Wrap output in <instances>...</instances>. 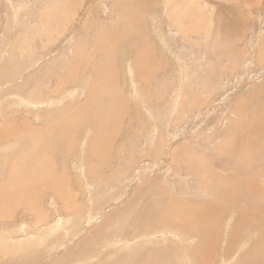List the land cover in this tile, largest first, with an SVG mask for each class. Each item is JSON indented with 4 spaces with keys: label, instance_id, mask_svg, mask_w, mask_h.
Masks as SVG:
<instances>
[{
    "label": "rangeland",
    "instance_id": "rangeland-1",
    "mask_svg": "<svg viewBox=\"0 0 264 264\" xmlns=\"http://www.w3.org/2000/svg\"><path fill=\"white\" fill-rule=\"evenodd\" d=\"M174 1L0 0V233H13L0 264H189L183 251L193 264H264V0ZM179 58L196 69L186 85ZM31 90L65 99L20 102ZM26 119L37 136L20 134ZM64 217L74 229L21 247Z\"/></svg>",
    "mask_w": 264,
    "mask_h": 264
},
{
    "label": "bare ground",
    "instance_id": "bare-ground-1",
    "mask_svg": "<svg viewBox=\"0 0 264 264\" xmlns=\"http://www.w3.org/2000/svg\"><path fill=\"white\" fill-rule=\"evenodd\" d=\"M40 1V0H39ZM43 0H41V2H42ZM48 1V0H47ZM46 0H45V2H47ZM177 3H178V1L177 0H175ZM174 1V4L176 3ZM183 1V0H182ZM28 2V1H27ZM190 2L191 3H193L194 5H197V3H198V1H196V0H190ZM24 3H26V2H24ZM23 3V4H24ZM183 3V2H182ZM189 4V5H192V4ZM196 3V4H195ZM200 3V2H199ZM239 3V2H238ZM55 3H53V5H54ZM58 4V3H57ZM141 4V3H140ZM172 4V3H171ZM19 5H20V3H19ZM48 5V4H47ZM177 5V4H176ZM182 5V4H181ZM183 5H187L188 6V2H187V4H183ZM182 5V6H183ZM193 5V6H194ZM240 5V4H239ZM21 6H23V9H24V5H21ZM21 6H19V7H21ZM28 6H29V4H28ZM56 6H60V5H56ZM113 6V5H112ZM182 6H181V9H182ZM237 6V5H236ZM240 6H242V5H240ZM44 7V6H43ZM50 7V6H49ZM48 7V8H49ZM186 7V6H185ZM197 7V6H196ZM200 8H201V4H200V6H199ZM33 8H34V6H33ZM54 8V7H53ZM192 8V7H191ZM22 9V8H21ZM52 10V9H51ZM71 10V9H70ZM50 12V11H49ZM17 13H19V11L17 12ZM198 13V12H197ZM46 14V13H45ZM199 14V13H198ZM253 14V13H252ZM19 15V14H18ZM49 15V14H48ZM187 15V14H186ZM45 16V15H44ZM47 16V15H46ZM197 16V15H196ZM198 16H200V14L198 15ZM189 17V16H188ZM182 18H183V16H182ZM194 18H196V17H194ZM186 19V18H185ZM190 19H192V18H190ZM23 20V19H22ZM201 20V19H200ZM24 21V20H23ZM184 21V20H183ZM175 23L177 22V21H174ZM181 22H182V20H181ZM48 23H49V21H48ZM183 23V22H182ZM181 23V24H182ZM31 24V23H30ZM170 24H174V23H170ZM180 24V25H181ZM175 25V24H174ZM178 26V25H177ZM13 28V27H12ZM48 29H50V28H48ZM182 29V26H181V28H180V30ZM52 30V29H51ZM105 30V29H104ZM106 31V30H105ZM108 31V30H107ZM183 31V30H182ZM181 33V32H180ZM96 34V33H95ZM190 35V34H189ZM189 35H187V34H185V33H183V37L185 38V39H188V40H191V39H193L192 37H190ZM17 36V35H16ZM22 37V36H21ZM81 38V37H80ZM85 38V37H84ZM183 38V39H184ZM22 39V38H21ZM205 42V41H204ZM20 43V42H19ZM212 44V43H211ZM262 47V46H261ZM19 48V47H18ZM22 48V47H21ZM25 49V48H24ZM67 49V51H64V53L66 54H68V52H70V50H71V47H68V48H66ZM262 50H264V48H262ZM25 51V50H24ZM22 52V51H21ZM13 53V52H12ZM262 53H264V51L262 52ZM261 53V54H262ZM219 54V53H218ZM80 55V54H79ZM260 56V55H259ZM147 57V56H146ZM178 57V56H177ZM200 57H202L201 58V60L200 61H203V62H205V57H204V55H201ZM264 56H262L261 58H263ZM77 59V58H76ZM134 59V58H133ZM257 60H258V62H259V57L257 58ZM69 61V60H68ZM190 61V60H189ZM194 61V60H193ZM32 62V61H31ZM71 62V61H70ZM99 62V61H98ZM178 62H181V66H182V68H181V80H182V83L183 84H185L187 81H190V80H193L194 78H195V76L197 75L196 74V69L195 70H192L193 68H190V66L192 65H190L189 67L185 64V62H182L181 61V58H179V61ZM195 62V61H194ZM83 58L82 59H79V62H78V64H77V69L78 70H80V67L81 66H83ZM194 64H196V63H194ZM193 64V65H194ZM198 65H199V62H198ZM197 66V65H196ZM215 66V65H214ZM76 67V66H75ZM194 67V66H193ZM199 68H202V65H201V63H200V67ZM205 68V67H204ZM77 69H75V70H77ZM83 69V68H82ZM203 69V68H202ZM77 70V71H78ZM199 70V69H198ZM76 71V72H77ZM201 71V70H200ZM79 72V71H78ZM198 72V71H197ZM73 73V72H72ZM80 73V72H79ZM88 73V72H87ZM53 75V74H52ZM74 75V74H73ZM88 75V74H87ZM23 75H21V77H22ZM46 76V75H45ZM85 77H86V74L84 75ZM91 76V75H90ZM148 76V75H147ZM48 77V76H47ZM199 77V76H198ZM205 80V79H204ZM97 81H99L98 80V76H96V81H94L93 82V84H94V86H92L91 88V90H90V92H89V94H91V100L90 101H92V99L93 98H95V97H93L94 96V94L95 93H97V91H98V87H97V85H95L96 83H97ZM39 82V81H38ZM45 82V81H44ZM85 82V81H84ZM88 82H89V80H88ZM133 82H134V90H135V93L138 95V100H139V103H141V106H145L146 107V105H147V99H148V95H144V94H141L142 93V91L144 90V88L142 87V86H140L136 81H134V76H133ZM204 82V81H203ZM119 83V82H118ZM136 83H137V85H136ZM46 84H48V82L46 83ZM126 84V83H125ZM218 84V83H217ZM35 85H36V81H35ZM34 85V86H35ZM45 85V84H44ZM186 85V84H185ZM202 85V84H201ZM38 86H39V84H38ZM86 86V85H85ZM104 86V85H103ZM105 86H107V85H105ZM120 86V85H119ZM162 86V85H161ZM41 87V86H40ZM40 87H38V89L40 88ZM47 87V86H46ZM45 87V88H46ZM117 87V86H116ZM121 87V86H120ZM123 87V86H122ZM176 87V86H175ZM35 88V87H34ZM49 88V87H48ZM124 88V87H123ZM100 89H101V87H100ZM119 89V88H118ZM173 89V88H172ZM197 89V88H196ZM199 89V88H198ZM42 90H43V88H42ZM174 90V89H173ZM204 90V89H203ZM73 91V93H75V90H72ZM72 91L71 92H68V96H71L72 95ZM92 91V92H91ZM111 91V90H110ZM119 91V90H118ZM194 91V90H193ZM199 91V90H198ZM44 92V91H43ZM114 92V91H113ZM182 92V91H181ZM181 92H178L177 93V95H175V99L173 100L174 102H176L177 104H180L181 105V103H183V102H185V100H186V98L184 99V101H182V97H183V95L181 94ZM203 92V91H202ZM206 92V91H205ZM39 94H37V92L36 91H34V90H31V92L29 93V95L27 96V97H24V96H19L18 98H20V102H23L24 104H27V105H30V106H41V105H43L44 103H46V104H55V105H57L58 107L60 106V102L63 100V99H65V98H62V97H59L55 102L54 101H52L51 100V98L49 97V96H47L46 94H43L42 92H38ZM100 93H102V92H100ZM118 92H116V94H117ZM198 93H200V92H198ZM118 94H120V92L118 93ZM117 94V95H118ZM97 95V94H96ZM15 96H17V95H15ZM51 96V95H50ZM111 96H112V94H111ZM200 96V95H199ZM201 96H203V95H201ZM12 98H13V94H12ZM15 98V97H14ZM97 99V98H96ZM111 99V98H110ZM123 99V98H122ZM197 99V98H196ZM199 99V98H198ZM203 99V98H202ZM11 100H13V99H11L10 98V101ZM15 100V99H14ZM80 100V99H79ZM106 100V99H105ZM124 100V99H123ZM200 100V99H199ZM17 100H15V103H17L16 102ZM164 101V100H163ZM208 101V100H207ZM19 102V101H18ZM87 102V101H86ZM22 103V104H23ZM79 103V102H78ZM200 103V102H199ZM69 104V103H68ZM67 104V105H68ZM83 104H85V103H83ZM121 104H122V102H121ZM201 104V103H200ZM207 104V103H206ZM115 106V105H113V103L112 104H110V106ZM205 105V104H204ZM72 106V105H71ZM70 106V110H71V112L74 114V113H79V111H81V105L79 104V105H77L75 108H73V107H71ZM89 106V105H88ZM176 106V105H175ZM178 106V105H177ZM197 107H198V105H196ZM108 107V106H107ZM179 107V106H178ZM202 107H205V106H202ZM73 108V109H72ZM83 108V107H82ZM4 109V108H3ZM2 109V110H3ZM105 109H107V108H105ZM110 109V108H109ZM103 110H104V107H103ZM264 110V109H263ZM262 110V111H263ZM1 111V110H0ZM83 111V110H82ZM97 111V110H96ZM109 111V110H108ZM113 111V110H112ZM128 111V110H127ZM178 111V110H177ZM183 111V110H182ZM181 111V112H182ZM70 112V113H71ZM104 112V111H103ZM106 112V111H105ZM51 113V112H50ZM59 112L57 111V114H58ZM82 113V112H81ZM112 113V112H111ZM110 113V114H111ZM120 113H121V111H120ZM1 114V113H0ZM53 114H54V112H53ZM73 114H71V115H73ZM89 115H90V113H88ZM129 114V113H128ZM165 114V113H164ZM203 114V113H202ZM204 114H205V111H204ZM203 114V115H204ZM51 116H52V114H50ZM49 115V116H50ZM71 115H70V119H71ZM108 116H109V114H107ZM106 115V116H107ZM121 115V114H120ZM123 115H124V113H123ZM182 115V114H181ZM77 116V115H76ZM88 116V115H87ZM113 116V115H112ZM122 116V115H121ZM166 116V115H165ZM39 117L41 118V114H39ZM48 117V116H47ZM67 117V116H66ZM74 117V116H73ZM79 117V116H78ZM115 117V116H114ZM106 118V117H105ZM111 118V117H110ZM123 118V117H122ZM74 119V118H73ZM86 119V118H85ZM121 119V118H120ZM206 119V118H205ZM123 120V119H122ZM65 121V120H64ZM73 121V120H72ZM77 121V120H76ZM83 121V120H82ZM86 121V120H85ZM92 121V120H91ZM96 121V120H95ZM110 121V120H109ZM127 121V120H126ZM24 123H26V124H24V128L20 131V134H35L36 132H40L39 130H38V128L39 127H37V125H35V124H32V122L30 121V119L28 120V119H26L25 121H23ZM50 122H51V119H50ZM50 122H47V125H49L50 124ZM89 122V121H88ZM6 123V122H5ZM66 123V122H65ZM204 123V122H203ZM32 124V125H31ZM69 124V123H68ZM72 124H73V122H72ZM95 124V123H94ZM124 124V123H123ZM213 124V123H212ZM63 125V124H62ZM71 125V124H70ZM70 125H69V127H70ZM74 125H76V124H74ZM207 125H209V124H207ZM11 126V125H10ZM14 126V125H13ZM6 127V126H5ZM4 127V128H5ZM63 127V126H62ZM65 127V126H64ZM77 127V126H76ZM84 127V126H83ZM89 129H90V131H91V129H93V127L92 126H90V125H88L87 126ZM16 128V127H15ZM61 128V127H60ZM73 128V127H72ZM75 128V127H74ZM208 128V127H207ZM63 129V128H62ZM66 129H67V127H66ZM70 129V128H69ZM106 129V128H105ZM109 129V128H108ZM153 129L154 130H156L157 128H156V125H153ZM213 129H214V127H213ZM212 129V130H213ZM3 130V129H2ZM1 130V131H2ZM18 130V129H17ZM75 130H76V128H75ZM74 130V131H75ZM215 130V129H214ZM248 130V129H247ZM258 130V129H257ZM10 131V130H9ZM9 131H8V133H9ZM61 131V130H60ZM66 131V130H65ZM72 131V130H71ZM89 131V130H88ZM19 132V131H18ZM78 132V131H77ZM91 132H93V131H91ZM11 133V132H10ZM9 133V134H10ZM63 133V132H62ZM212 133V132H211ZM101 134H103V133H101ZM36 135V134H35ZM41 135V134H40ZM214 135V134H213ZM2 136H3V132H2ZM6 136V135H5ZM37 136V135H36ZM42 136V135H41ZM98 136V135H97ZM102 136V135H101ZM212 136V135H211ZM9 137V136H8ZM16 137V136H15ZM61 137V136H60ZM6 138H7V136H6ZM6 138L5 137H3V140L5 139L6 140ZM38 138V140H40L41 138H39V137H37ZM43 138V137H42ZM18 138H16V140H17ZM102 139V138H101ZM2 140V141H3ZM14 140H15V138H14ZM19 140V139H18ZM17 140V141H18ZM160 140V139H159ZM2 141H1V143H2ZM12 141V140H11ZM16 141V142H17ZM43 141V140H42ZM48 141V140H47ZM154 141V140H153ZM158 141V140H157ZM4 142H7V141H3V143L0 145V150H2V151H4V154L6 155V147L9 145V143L7 144H4ZM14 142V141H13ZM15 142V143H16ZM44 142H45V140H44ZM100 142V141H99ZM53 143H55V140H54V142ZM198 143V142H197ZM36 145H38V144H36ZM43 145V144H42ZM201 145H203V144H201ZM39 146V145H38ZM16 147V146H15ZM71 149H73V147H70ZM191 148V147H190ZM228 148V147H227ZM20 149V148H19ZM134 149V148H133ZM21 150V149H20ZM19 150V151H20ZM203 151V150H202ZM143 152V151H142ZM190 152V151H189ZM204 152H205V150H204ZM203 152V153H204ZM227 152V151H226ZM61 153V152H60ZM18 154V153H17ZM55 154V153H54ZM58 154V153H57ZM189 154V153H188ZM187 155V154H186ZM186 155H184V156H186ZM85 156H83V157H81L80 156V159H82V158H84ZM246 157V156H245ZM10 158V157H9ZM86 158V157H85ZM6 159V158H5ZM4 159V160H5ZM87 160V159H86ZM78 163L81 165V166H84V164H83V161L82 162H80V161H78ZM18 164V163H17ZM66 167H67V165H65ZM118 166V165H117ZM69 167V166H68ZM99 167V166H98ZM103 167V166H102ZM217 167V166H216ZM171 170V169H170ZM56 171V170H55ZM61 171V170H60ZM1 174V173H0ZM55 174V173H54ZM57 174V173H56ZM64 174V173H63ZM203 175V174H202ZM66 176V175H65ZM65 176H64V178H65ZM58 178V177H57ZM56 178V179H57ZM70 179V178H69ZM58 180V179H57ZM184 180V179H183ZM66 181V180H65ZM259 182V181H258ZM57 183H59V181L57 182ZM62 183V182H61ZM170 183V182H169ZM168 183V184H169ZM186 183V182H185ZM11 184V183H10ZM184 184V183H183ZM18 185V184H17ZM63 185V184H62ZM26 186V185H25ZM56 186V185H55ZM60 186V185H59ZM59 186H58V188L56 189V190H58V191H60L61 192V190L63 191V192H61L62 193V195H63V201H67L68 199H69V197L67 196L68 194H69V192L66 194V193H64L65 191L64 190H66L65 188V186H62V189H60L59 188ZM186 186V185H185ZM185 186H183V187H185ZM30 187V186H29ZM33 187V186H32ZM173 187V186H172ZM182 187V186H181ZM182 187V188H183ZM186 187H188V186H186ZM189 188V187H188ZM187 188V190L189 191V189ZM28 189V188H27ZM43 189V188H42ZM173 189V188H172ZM170 190V191H173V190ZM16 190V189H15ZM14 190V191H15ZM31 190H32V188H31ZM70 190H72V189H70ZM175 190V189H174ZM185 190V189H184ZM23 191V190H22ZM68 191V190H67ZM187 192V191H186ZM255 192V191H254ZM27 193V192H26ZM35 195H36V193H35ZM30 197H31V195H30ZM244 197V196H243ZM163 199V198H162ZM29 200H31V199H29ZM224 201V200H223ZM237 202V201H236ZM72 203V201H69V203H67L68 205H70ZM94 203L92 202L91 203V207H93L92 208V211H95L97 208H95V204L93 205ZM198 204H199V202H198ZM232 204H234V203H232ZM3 205V204H2ZM40 205H41V203H40ZM42 205H44V207H45V204H43V202H42ZM93 205V206H92ZM136 205V204H135ZM134 206V205H133ZM236 206V205H235ZM34 206H32V208H33ZM98 207V206H97ZM243 207V206H242ZM3 208V207H2ZM226 208H228V207H226ZM1 209V208H0ZM129 209V208H128ZM252 210V209H251ZM32 211H33V213H34V215H36L37 216V221L39 220V219H45L46 217H47V212H46V210L44 209V208H42L41 206H39V207H37V209L35 210V209H32ZM5 212V211H4ZM171 212H172V210H171ZM196 212V211H195ZM214 212V211H213ZM173 213V212H172ZM191 213V212H190ZM192 213H193V211H192ZM192 213L190 214V215H192ZM230 213H231V211H230ZM233 213V212H232ZM236 213V212H235ZM171 214V213H170ZM198 214H200V213H198V211H197V214H196V217L198 216ZM2 215V214H1ZM127 215V214H126ZM177 215V214H176ZM230 215V214H229ZM4 216V215H3ZM46 216V217H45ZM171 216V215H170ZM217 216V215H216ZM10 217V216H9ZM124 217V216H123ZM123 217H121V216H119V220H117V221H122L121 220V218H123ZM214 217V216H213ZM110 219H113L112 218V216L111 217H109ZM128 218V217H127ZM179 218H181V217H179ZM219 218V217H218ZM8 219V218H7ZM170 219V218H169ZM198 220H200V221H202V219H200V218H197ZM75 220V219H74ZM178 220H180V219H178ZM194 220V219H193ZM204 220V219H203ZM214 220V219H213ZM192 221V220H191ZM205 221V220H204ZM215 221V220H214ZM214 221L212 222V221H210V222H208V221H205V222H203V223H205L203 226L205 227V226H207V225H209V224H216V226H218V224H219V222L217 221L216 223H214ZM240 221V220H239ZM110 222H112V220L110 221ZM155 222V221H154ZM193 222V221H192ZM212 222V223H211ZM106 223V221L104 222V224ZM194 223V222H193ZM198 223V222H197ZM103 224V225H104ZM237 224H238V222H237ZM236 224V225H237ZM103 225H99L100 226V228L101 227H103ZM201 225V226H202ZM221 225V224H220ZM228 225H229V223H228ZM227 225V226H228ZM15 226V225H14ZM18 226V225H17ZM200 226V224L199 225H197V228H196V230L199 228V227H201ZM20 227V226H19ZM114 227V226H113ZM130 227V226H129ZM224 227V226H223ZM105 228V227H104ZM135 228V227H134ZM194 228H195V226H194ZM208 228H210V227H208ZM225 228V227H224ZM229 228V227H228ZM232 228V227H231ZM60 229H62V230H65L66 232H69L70 230H72V229H74V223H73V221H72V219L71 218H69V217H64V218H61L59 221H58V224L57 225H55L54 227H52V229H50L48 232H46V231H44L45 233H43V235L42 234H40V235H36L37 236V239L36 240H32L33 239V236L31 235V239H29V240H26V242L24 243V244H21V247L22 246H24L25 244H27V243H36V242H41V241H43L48 235L49 236H51L54 232H58ZM94 229V228H93ZM238 229V228H237ZM103 230V229H102ZM158 230V229H157ZM161 230V229H160ZM212 230V229H211ZM239 230V229H238ZM237 230V231H238ZM7 231V230H6ZM22 231H24V232H26L24 229L22 230ZM111 231V230H110ZM114 231V230H113ZM155 231V230H154ZM41 232V231H40ZM112 232V231H111ZM115 232V231H114ZM113 232V233H114ZM116 232H118V231H116ZM207 232V231H206ZM235 232V231H234ZM42 233V232H41ZM120 233V232H119ZM153 234H155L157 237H158V239H160L159 237H162L163 235H162V231H158V232H152ZM164 233V232H163ZM180 234V233H179ZM26 236H29L30 234L28 233V232H26V234H25ZM120 235H121V233H120ZM234 235V234H233ZM112 236V235H111ZM136 236H138V240H139V242H140V249L141 248H143V245L147 242L148 243V236H147V234L146 233H141V234H139V233H137V235ZM93 235L90 237V240H92L93 239ZM165 237V236H164ZM227 237V236H226ZM109 238V237H108ZM110 238H112V237H110ZM166 238H167V236H166ZM180 238V237H179ZM124 239H125V242H123V240L122 239H116V237L114 236L113 237V240L111 241V244H113L114 246L115 245H117L118 243H119V245H123L125 248H128V245H129V241L127 240L126 241V238H125V236H124ZM176 239V238H175ZM211 239V238H210ZM108 240H110V239H108ZM185 240L188 242H190L191 241V238L189 237V236H186L185 237ZM212 241V240H211ZM13 242V233H11L10 231H7V232H3V233H0V246H5L6 244H8L9 246L11 245V243ZM161 242V241H160ZM188 242V243H189ZM55 244H57V243H55ZM232 244V243H231ZM111 246V245H110ZM242 248V247H241ZM179 249V248H178ZM196 249V248H195ZM203 249V248H202ZM204 249H205V247H204ZM243 249H246V247L245 246H243ZM155 251V250H154ZM164 251V250H163ZM170 251H171V249H170ZM204 251V250H203ZM215 251V250H214ZM213 251V252H214ZM206 252H207V249H206ZM264 252V251H263ZM134 253V252H133ZM181 253V252H180ZM189 253V252H188ZM188 253H184V251L182 252V257L185 259V262L187 261L189 264H193V262H192V259H191V257L189 256V254ZM132 254V253H131ZM158 254V253H157ZM145 255V254H144ZM211 255H212V253H211ZM123 256H124V254H123ZM171 256V255H170ZM219 256V255H218ZM144 257V256H143ZM163 257V256H162ZM169 257V256H168ZM210 257V256H209ZM161 258V257H160ZM120 259H121V257H120ZM119 260V259H118ZM122 260H127V259H122ZM129 260V259H128ZM165 261V260H164ZM122 263H123V261H121ZM128 262V261H127ZM144 262L146 263L147 261L146 260H144ZM155 261H153V263H154ZM159 262V261H158ZM157 263V262H156ZM164 263V262H163ZM162 263V264H163ZM120 264V263H119ZM124 264V263H123ZM168 264H169V262H168Z\"/></svg>",
    "mask_w": 264,
    "mask_h": 264
}]
</instances>
